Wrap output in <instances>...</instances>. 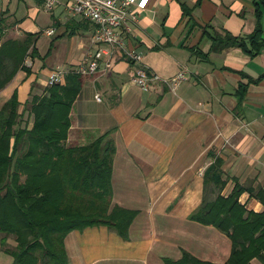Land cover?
<instances>
[{
  "label": "crops",
  "instance_id": "0c3cea01",
  "mask_svg": "<svg viewBox=\"0 0 264 264\" xmlns=\"http://www.w3.org/2000/svg\"><path fill=\"white\" fill-rule=\"evenodd\" d=\"M45 1L0 0L4 36L33 34L37 49L25 61L28 71L19 70L0 90V109L16 92L19 111L32 121L25 105L50 87L51 71L77 69L98 48L92 42L95 25L73 14L71 0H57L51 12ZM260 1L149 0L137 11L131 31L120 30L126 46L163 79L185 71L188 79L175 89L163 80L149 90L133 84L137 64L122 52L114 54L107 72L83 75L67 145L107 133L116 149L113 204L138 214L128 239L107 226L71 231L65 238L69 264H165L164 258L180 259L184 251L213 263L228 260L231 239L190 215L204 200L230 194L235 180L264 191V5L258 52L248 38L258 25ZM227 33L244 38L254 55L241 46L215 49L213 36ZM216 158L228 179L222 187L205 180ZM240 200L249 209H264L248 191ZM12 262L0 250V264Z\"/></svg>",
  "mask_w": 264,
  "mask_h": 264
},
{
  "label": "trees",
  "instance_id": "16d2710c",
  "mask_svg": "<svg viewBox=\"0 0 264 264\" xmlns=\"http://www.w3.org/2000/svg\"><path fill=\"white\" fill-rule=\"evenodd\" d=\"M261 0L256 4L258 25L249 35L258 52L263 28ZM4 14L0 17V90L25 61L37 53L36 36L23 39L4 37ZM215 49L241 46L253 54L244 38L230 34L213 36ZM194 53H199L194 50ZM254 55V54H253ZM84 84L83 75L72 72L65 82L50 86L33 96L25 110L33 118L29 125L15 92L0 109V238L2 252L13 257L12 264H69L65 238L73 230L107 226L123 239L138 210L113 204V140L107 133L81 145H67L71 111ZM222 161L216 158L205 172L206 182L222 187ZM230 194L204 200L190 219L212 225L232 241V250L223 264H264V209L255 211L241 202L244 192L264 206V191L237 180ZM13 238L15 244L9 239ZM165 264H219L201 260L184 251L180 259L164 258Z\"/></svg>",
  "mask_w": 264,
  "mask_h": 264
},
{
  "label": "built area",
  "instance_id": "2783aa9c",
  "mask_svg": "<svg viewBox=\"0 0 264 264\" xmlns=\"http://www.w3.org/2000/svg\"><path fill=\"white\" fill-rule=\"evenodd\" d=\"M70 9L73 14L83 16L95 25V33L92 37L93 44L98 48L87 58H85L77 69L56 68L51 71L48 77V85L64 83L67 74L76 72L81 75H94L105 73L112 67L114 54L122 52L133 63L136 69L132 78V83L143 90H149L151 83L155 80H163L172 89L178 84L188 79L185 71H179L169 79H163L154 73L147 66L142 64L143 55L134 50L128 49L120 32L125 28L131 31L129 22L139 21L140 9H145L149 0H71ZM57 0H46L44 8L51 12ZM137 8V9H136ZM54 30H48V34H53ZM98 101L99 95L95 96Z\"/></svg>",
  "mask_w": 264,
  "mask_h": 264
},
{
  "label": "rangeland",
  "instance_id": "374dc122",
  "mask_svg": "<svg viewBox=\"0 0 264 264\" xmlns=\"http://www.w3.org/2000/svg\"><path fill=\"white\" fill-rule=\"evenodd\" d=\"M11 36H4L3 37V39L2 40H6V39H9ZM23 120L24 121H28L29 122V125L31 124V122H32V120H31V118H29V116L28 115H25L24 116V118H23ZM216 195V194H215ZM213 197V196H212ZM2 237V234L0 233V238ZM9 242L11 243V244H15L16 242H15V240L13 239V238H10L9 239Z\"/></svg>",
  "mask_w": 264,
  "mask_h": 264
}]
</instances>
